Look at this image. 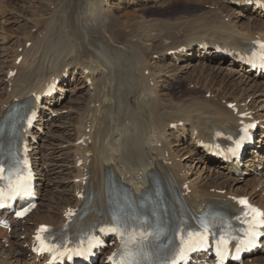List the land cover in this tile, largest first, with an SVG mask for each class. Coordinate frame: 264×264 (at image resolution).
I'll use <instances>...</instances> for the list:
<instances>
[{
	"label": "bare ground",
	"instance_id": "6f19581e",
	"mask_svg": "<svg viewBox=\"0 0 264 264\" xmlns=\"http://www.w3.org/2000/svg\"><path fill=\"white\" fill-rule=\"evenodd\" d=\"M250 1L258 0H227V3H239V7L247 11L250 9L252 12L264 15L261 8V12L255 6L251 8L247 6L246 8L245 4ZM105 2L106 5L109 4V0H105ZM224 10L221 9L220 12L225 14L224 19L229 18L228 21L217 19V15L216 18L208 15L210 18L200 19L201 21L195 22L194 27L191 28V33L199 38H212L213 31L219 32V39L226 41L224 43L215 40L213 42L200 40L201 42H198L197 45H195L197 41H192V43L190 41L186 44L183 38L178 42L173 37V33L166 32L164 35L166 40H170L169 47L163 43H158L161 42L160 35L155 38L149 37L150 46L143 47L139 43L125 39L124 29L130 28V31H133L132 26L125 25L124 21L111 19L106 14L101 15L97 21L103 29V34H105L104 37L102 36L104 43L99 42L100 46H90V37L87 38V46H84L85 43H83L84 45L80 43L83 40H80L79 43L76 42L77 39L73 36V40H76L72 46H67V48L64 47L65 44L63 46V44H55L56 42L52 43L50 36L52 35L53 21L50 20L49 23L46 21L48 24H44L47 31L42 38L38 35L33 37V34H30L24 43L34 40L31 46H24L25 48L21 53L14 51V55L12 54V63L14 64L9 63L10 65L5 64L3 68L1 67L6 70V81H1L0 84H6L7 91L5 94H0V126L14 103L27 101L34 106L33 95L43 93L49 85L56 81H59L58 89L65 94L46 99L40 108L36 127L34 125L31 130L24 133L25 140L29 141L32 148V157L35 156L39 175L37 186L41 202L30 218L24 221L10 219L14 226L12 233L0 228V233L5 235L8 244H10L8 250L0 244L2 253L0 254V264H47L48 257L39 261L32 252L33 235L36 234L41 225H50L55 233H63L71 214L87 213V222L90 225L100 226L110 217L111 207L110 202H108V191L114 194L118 191L123 192L125 189L131 195L138 196L144 190L152 187L151 176H157L166 188L171 190L175 188V194L178 193L185 200L184 209L192 215L215 205L221 208L222 205L230 204L234 197L241 196L239 190L233 188L236 180H230L233 178L231 171L234 174L242 175L244 170L241 172V167L238 166L237 170L234 171L230 166L223 165L226 166L227 171H220V174L217 175L223 179L221 184H217V182L207 183L203 186H199L197 183L192 184L187 180L181 164L184 155H180L179 150L174 147L180 146L182 141L187 140L189 132L191 139L193 135L195 136L196 147L200 145L201 141L213 142L218 139L221 144H225L227 142L226 137L219 138L215 132L222 131L227 136L236 128L237 124V116L227 108V104L245 102L248 97L241 101H226L225 106L206 103L204 100L197 102L199 97H195L186 103V107V104H182V106L177 104L181 108L172 107L165 103L167 98L166 101L163 99L165 98L163 91L158 90L157 86L155 87V80L158 76L163 83L167 82L166 76L176 78L172 66L169 65L170 67L164 69L150 65L154 59L153 56L158 59L157 62L159 63L166 62L170 53L173 63L185 62V59L193 61L195 59L193 57L197 56L203 57L206 64L215 63L221 59V63L224 60L230 61L231 65L232 61L233 66L238 65V70H229V74L224 75L223 79L236 77L243 84L250 86L252 93L256 94L263 91L264 83H257L260 78L257 77V73L252 72L250 66H247V50L253 45L254 40H264V34L254 35L250 26L245 28L246 31H235L234 29L238 28L233 25L231 15L226 14L227 11ZM242 13L241 11L238 13L240 17ZM255 27L264 29V24L255 22ZM186 28H183L182 31L186 32ZM116 30L121 32H116ZM188 34L189 32L186 33V35ZM214 35L213 39H217ZM255 36L260 37L256 38ZM235 38L239 40L235 41ZM47 45L52 46L54 52H47L49 54L42 61L43 55L46 54V49L49 47ZM200 48H203L205 52L209 51V53L205 55L203 49ZM115 57H122L124 63H122L123 61L120 62L118 58L114 60ZM72 58L76 60L73 66L70 63ZM19 59L21 61L18 63ZM4 63L1 62L0 65L3 66ZM11 71H17V73L11 79H7ZM145 71H148V75L145 74ZM208 71L209 76L216 79L223 75L224 68L216 66L211 67ZM72 73L73 75L80 74L81 79L76 80V89L88 88L87 94L81 98V116L79 115L78 122L75 126L73 125L76 136L73 144H70L72 151L70 153L75 157L73 163L68 158L55 157V154L58 153L56 151H44L38 143L45 136L43 137L36 130L38 126V129H46L54 119V113L57 114L62 109H58V106L67 99V92L69 91L65 79L67 75L69 79ZM261 76L264 79L262 74H260ZM191 83L195 82L188 81L187 84ZM209 83L211 82L209 81ZM209 85L204 84V82L197 83V88L187 92V94L195 96L199 95V91L204 90L206 93H211V97H217L221 100L227 98V94L223 90L224 93L219 89L218 91L213 90ZM158 86L160 87L161 84ZM119 109L124 119L119 115V111L115 112ZM121 118L123 124L120 128L115 130L112 124V126H108L109 121H112L114 126L117 124L119 126V122L116 124V121ZM180 122H182V126H179ZM187 141L189 142V140ZM69 143L70 140L68 139L66 144ZM208 149L211 148L207 145L204 149L207 154H209ZM63 150L65 149L63 148ZM210 156L215 159L212 155ZM263 156L260 157L263 158ZM79 162H82V165H79ZM246 162L248 163V160ZM53 163L61 164L60 167L66 170L69 176L74 175L72 180L67 177L70 180L68 184L59 187L67 189L66 191H72L71 196L58 197L56 205L60 208L59 213L51 204L55 199L47 196L50 184L55 178H52L55 175ZM261 164L253 163L256 169L262 167ZM259 173L264 176V171ZM210 189H214V192ZM222 190H225L224 194L218 193ZM242 196H246L252 201L256 200L255 204L264 207V195L260 196L256 190L251 192L245 190L242 192ZM132 203L133 200L130 198H126L122 202L117 201L114 206L115 213L123 214L124 210ZM8 218L9 216H7ZM110 252L107 253V256ZM3 256H5V260L1 259ZM251 258L255 259L258 264H264V246L262 250L253 256H249L246 260ZM119 259L116 257V260ZM204 261L206 264L210 262L207 257H204ZM101 264H106V258Z\"/></svg>",
	"mask_w": 264,
	"mask_h": 264
},
{
	"label": "rangeland",
	"instance_id": "374dc122",
	"mask_svg": "<svg viewBox=\"0 0 264 264\" xmlns=\"http://www.w3.org/2000/svg\"><path fill=\"white\" fill-rule=\"evenodd\" d=\"M108 3L109 4L106 5L105 0H0V60L1 62H5L3 66L0 65V82L6 81V70L2 69L4 65L14 64L12 63V54L14 55L15 52L21 53L25 47H29L30 43H33L34 40L28 43H24V41L30 34H33V37H37L38 35L40 38H42V36L47 31L44 24H48L50 20L53 21L51 26L52 35L50 36L51 42H56L55 44H63V46L65 44L64 47L66 48L67 46H72V43H74L76 39V42L78 43L80 42V40H83V42L80 43H85V45H83L87 46L88 37H90L91 39H89V45L91 43L90 46H100L102 43H104V38H102V36L104 37L105 34H103V29L97 21H99L101 15L104 16L106 14L111 19L121 20L125 22V25L132 26L134 28L133 31H130V28L124 29L125 39L139 43V45L143 47L150 46L151 43L148 41L149 37L155 38L158 35H160L161 40V42L158 43H163L165 46L169 47L170 40H166V37L164 35L166 32L173 33V37L178 42H180L181 38H183L186 44H188L190 41V43H192V41H197L195 43V45H197L198 42H201L200 40H204V42H213L215 40L219 43H224L226 41L219 39L220 33L216 31H213V33L215 34L213 35L216 36L217 39H213L212 34V38H199L195 37L194 34L191 33V28L194 27L193 24L195 22L201 21L200 19L202 18H210L208 17V15L211 17L214 16V18H216L217 15V19H224L225 14H222V12H220L221 9H225L227 11L225 13H229L231 15L233 25L238 28L234 29L235 31L237 30L238 32H243L246 31V27L250 26L251 30L253 29L252 32L254 33V35L264 34V29H258L257 27H255V22H262L264 24V15L252 12L250 11V9L247 11L242 7H238L239 5L236 6L235 2L229 4L227 3V0H109ZM240 11L243 12L241 17L238 14L240 13ZM88 17L90 18V20H88ZM224 20L228 21L229 18H226ZM183 28L187 29H184L186 30V32L182 31ZM119 31L120 30H116V32ZM183 32L185 33V35ZM188 32L189 36L186 35V33ZM72 36L76 39L73 40L74 38H72ZM236 40L239 39L235 38V41ZM47 46L49 47H47L46 54L43 55L42 61H44L46 55H48L50 51L54 52L53 48H51L52 46ZM200 49L202 50L203 48ZM203 52L205 53V55L209 53V51L205 52L204 49ZM153 57L154 59L150 64L151 66L155 68L163 67L164 69L165 67L172 66L174 74L176 75V78H169L168 76H166L165 79H167V82L165 83L161 82L159 78L160 76H158L155 80V87L157 86L159 88L158 90L163 91V96H165V98L163 99H165L166 101L167 98V101L165 102L167 105L181 108L179 107V105L182 106V104L189 103L191 99L199 97V99L196 100L197 102L204 100L206 103H216L225 106L226 101H241L243 99L245 100L248 97L245 101L246 104L250 105L249 107H252V109H254V112H256L254 114L256 118L259 117L260 120L264 122V90L254 94L250 91V86L243 84L242 81L239 80V78L229 77L223 79L224 75L229 74V70H238V65L233 66L234 64L232 61L231 65L230 61L224 60L221 63V59L219 60L220 62L217 61L215 63L211 62L206 64L203 57L197 56L193 57V59L195 58L193 61H190V59L189 61H187L188 59H185V62L181 61L173 63L171 61L172 58L170 53L168 61L159 63L157 62L158 59L155 56ZM116 58H118L120 62L124 60L121 59L122 57H115L114 60H117ZM70 63L71 66H73L76 63V60L72 58L70 60ZM122 63H124V61ZM170 63L174 65H171ZM208 66L209 68H207ZM216 66L223 67L224 72L222 76L216 79H212L209 76L208 70H210L211 67ZM145 74L148 75V71H145ZM77 79H81L80 74L73 75L72 73V75H70L69 79L66 82V84L68 83L67 89H69V91L67 92L68 97L62 105L58 106V109L62 108L61 110H59V113H57L58 115L54 116V119L50 122L46 129H42L40 131V134L45 137L38 143V145L42 149H44V151H56L58 153L55 154V157L68 158L72 163L74 162L75 157L70 153L72 152L70 144H73L76 138L74 126L78 122L79 115L81 116V98L88 92V88L81 87V89L79 90L76 89L75 84H77ZM262 79L263 77L261 76L257 83L263 84L264 82L262 81ZM188 81H193L195 83L187 84ZM209 81L211 83H209ZM201 82H204V84L207 85L210 84L209 86H211L213 90H223L225 94H227V98L221 100L217 97H210L211 94L206 93V91L204 90L199 91V95L195 96L187 94V92L195 90L197 88L196 84ZM159 84H161L160 87L158 86ZM6 88V84H0V94H5L7 91ZM242 105L244 104L242 103ZM186 106L187 104L185 105V107ZM117 111H119V115H121L120 109L116 110L115 112ZM122 118L124 119V117ZM122 118L117 119L116 121V124L119 122V126L118 124L114 126L112 121L108 122V126L112 124L115 130L117 128H120V126L123 124ZM260 132L261 131H259L258 138L261 136ZM207 133L209 134V132ZM263 134L264 132L262 133V137H264ZM189 136L187 138L189 142L185 140L181 142L180 146L174 147L175 149L179 150V152L181 153L180 155H184L182 157L181 164L184 173L186 172L185 176L187 180L192 184L197 183L199 184V186H203L204 184L212 182L221 184L223 182V179H220V176L217 175L220 174V171H227L225 168L226 166H218L216 163H213L215 159H212L211 157V159L206 158L204 154L207 153H205L204 150L199 147V145L198 147H196L195 136L193 135L191 139L190 132ZM68 139L70 140V143L66 144V141ZM262 142L264 143V141ZM63 148L65 150H63ZM67 149L70 151H68ZM258 149H261V147H259ZM67 151L68 153L66 154ZM261 152H264V145ZM255 158L256 157L254 156L250 157L248 159L249 164L247 163V166H251L252 163L255 162ZM53 164L54 165H52V167L55 171V175L52 176V178H55L52 181L53 183L50 184V188L47 191V196L48 198L53 197L55 199L51 204L54 209H56L55 211L59 213L60 208L56 205V203L58 202V197L72 195V191H66L67 189H61L59 187L61 185L64 186L65 184H68L69 181L72 180V177H74V175L71 174L69 176V173H67L66 170L60 167L61 164ZM252 166L253 167L246 169L248 170L246 173H242L243 177L242 175L234 174L231 171L230 173L233 178L230 180H236V182H234L233 184V188L234 190H239L240 194H242V192L245 190L249 192H251L252 190H256L260 194V196H262L264 195V177H262L260 173H258V175L257 173L253 174L254 171H257V169L254 165ZM261 171L258 170V172ZM67 177L70 180L67 179ZM210 190L214 192V189ZM224 191L225 190H222V192ZM0 244L4 246V249H9L10 244H8L5 235H3L2 233H0ZM0 254H2L1 250ZM4 258L5 256H3V258L1 259L5 260Z\"/></svg>",
	"mask_w": 264,
	"mask_h": 264
},
{
	"label": "snow or ice",
	"instance_id": "6c2138e0",
	"mask_svg": "<svg viewBox=\"0 0 264 264\" xmlns=\"http://www.w3.org/2000/svg\"><path fill=\"white\" fill-rule=\"evenodd\" d=\"M251 127V126H250ZM247 131V129H245ZM239 146V145H238ZM4 172V168L0 166V174ZM13 176L15 177L12 179L11 177L9 178V183H8V189H9V199L19 196V197H24L27 195L31 194V184H30V178H25L23 174L17 172L13 173ZM0 179H4L2 175H0ZM4 197V191L3 189H0V207H3V200ZM239 203L247 209V211L244 213L245 216L249 214V212L253 213L254 215L250 220H245L242 221L244 223H247L249 225L248 229L245 231V236L247 237V242L245 244L244 241H241L242 244H245V246H249L255 242V238L257 236L256 232V227L260 224H264V221H257L256 217H262L264 216V212H261L258 209L252 208L250 205H248V202L245 200L239 201ZM24 211L22 210L19 215H23ZM44 230V229H42ZM37 239H40V237H37ZM99 243V241H97ZM237 251H240L239 247L237 248ZM63 255V253H61ZM142 255V250L139 249H130V248H125L121 251L119 254L120 259L119 260H114L113 264H142V261L138 259L137 257ZM183 255V250H178L170 260L166 262V264H177V257ZM223 259V256H222Z\"/></svg>",
	"mask_w": 264,
	"mask_h": 264
}]
</instances>
